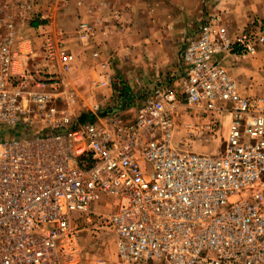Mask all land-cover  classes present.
Wrapping results in <instances>:
<instances>
[{
  "label": "built area",
  "instance_id": "2783aa9c",
  "mask_svg": "<svg viewBox=\"0 0 264 264\" xmlns=\"http://www.w3.org/2000/svg\"><path fill=\"white\" fill-rule=\"evenodd\" d=\"M262 47L264 17L230 38L211 14L184 38L177 81L81 122L67 77L76 55L64 38L44 45L45 58L61 64L50 73L17 71L32 45L8 37L0 44V264H85L77 220L90 213L111 228L123 264H264V99L241 94L218 59ZM111 80L104 71L101 84ZM223 127L219 152L194 150ZM104 198L112 209L96 213Z\"/></svg>",
  "mask_w": 264,
  "mask_h": 264
},
{
  "label": "crops",
  "instance_id": "0c3cea01",
  "mask_svg": "<svg viewBox=\"0 0 264 264\" xmlns=\"http://www.w3.org/2000/svg\"><path fill=\"white\" fill-rule=\"evenodd\" d=\"M203 1L32 0L25 4L23 0H0V44L8 37H13L14 42L21 39L30 42L32 53L23 54L15 62L19 72L31 69L60 73L59 60L46 59L43 48L51 38H64L66 49L76 55L67 77L75 93L85 100L86 94L81 91L84 92L83 87L88 86L89 76H94L93 79L100 75L103 77L106 71L111 74V86L116 84L113 82L117 72L130 79V83L138 84L172 68L178 58H166L167 45L189 29L192 32L190 25H200ZM217 1L225 9L221 19L231 38L236 29L253 22L252 8L258 10L259 5V0H208L209 7L212 8ZM82 23L89 25L88 32H80ZM27 44L24 43V49L28 48ZM218 59L237 81L241 94L264 99V47L254 55L221 53ZM104 62L107 63L106 70L103 69ZM180 62L179 55V67L172 73L168 72L172 74L168 83L177 81L182 75ZM100 71L102 74L99 75ZM163 83L167 82L163 80ZM90 88L102 89L92 85ZM107 88L106 91L110 90ZM128 90L131 93L129 99L144 91L133 93ZM106 94L109 95V91ZM199 144L194 145V149ZM113 262L121 263L118 258Z\"/></svg>",
  "mask_w": 264,
  "mask_h": 264
},
{
  "label": "rangeland",
  "instance_id": "374dc122",
  "mask_svg": "<svg viewBox=\"0 0 264 264\" xmlns=\"http://www.w3.org/2000/svg\"><path fill=\"white\" fill-rule=\"evenodd\" d=\"M258 10L253 7L252 8V19L256 20L259 17H264V0H259V5H258ZM225 12V9L221 7L220 3L217 1V3L214 4L212 8L209 7L208 0L206 2L203 1V6H202V15L200 22L201 23L203 20H205L208 16L211 14H218L220 17H222L223 13ZM253 20V21H254ZM197 23L193 24V26L190 28H197L198 26H195ZM222 24L226 27V24ZM244 28V27H243ZM243 28H239L238 30L234 31V34L232 38H234L235 35H237ZM190 30V29H189ZM184 32L182 37L180 38H173L172 41L167 45V49L165 52L166 58L167 59H173L174 57L178 58L177 63L170 69H167L160 74H154L151 76L150 79H148L149 83L146 81H140L138 84H132L129 82L131 81L128 78H125L123 75L119 74L116 72V76H114L115 80L111 86L109 84H101V81L103 80V77H101L100 74H102V71H100L98 74L100 76H97L96 79H93L94 76H89L88 77V86L83 87L84 92L81 91V93L86 94L84 97L86 98H80V94H76V100L72 106V111L74 113L75 118L81 117L83 114H88V113H98L99 110L103 111L104 113H109L113 112L117 108L120 107V102L117 99V95H119L121 92V89L123 88V85L125 84L127 88H129L133 93H137L135 91H143L147 90L149 87H151L154 83H157L159 80L163 81L165 80L167 83L170 82L172 79V72L176 71L179 67V52L181 53V47L184 41L185 35H187L190 31ZM230 37V35H229ZM231 38V37H230ZM181 63V62H180ZM170 72V73H168ZM96 77V76H95ZM148 83V86H147ZM95 86L98 88L102 89H91L90 86ZM109 88V95L106 94V88ZM90 88V89H89ZM107 88V89H108ZM114 91V92H113ZM114 93V94H113ZM82 99V100H81ZM133 102V100H130ZM60 106L61 103H58ZM134 106L129 109V118H131L134 114ZM91 116L89 118H82L81 122H87L90 121ZM187 122V119L184 120ZM184 121L182 124H180V132L179 135H183L185 132L184 127ZM32 128V125L26 124L25 127H23V130H30ZM226 135V128H221L220 132L218 135H216V138L211 139L210 143L211 144H205V143H200L195 147V151L197 152H219L222 148V141L224 139V136ZM9 136V134L4 135V139H6ZM19 135H16V137ZM178 144V141H176ZM180 148H183V144H178L177 145ZM110 201L112 199H107L104 198L100 203H97L95 205L96 208L94 210L96 213H107L112 209V205L110 204ZM78 220L77 224L78 226L82 229L81 231V240H82V247H83V258L85 260V264L88 263H97L99 260H104L108 264H114L113 262L115 258H118L117 256V246L115 242V236L111 230V228L102 223L103 221L101 220V216L95 213H90L86 215H78ZM119 259V258H118ZM123 264V263H120ZM155 264V263H154ZM160 264V263H158Z\"/></svg>",
  "mask_w": 264,
  "mask_h": 264
},
{
  "label": "trees",
  "instance_id": "16d2710c",
  "mask_svg": "<svg viewBox=\"0 0 264 264\" xmlns=\"http://www.w3.org/2000/svg\"><path fill=\"white\" fill-rule=\"evenodd\" d=\"M120 96H119V102L120 103H124L129 99V94H131L128 90V88L124 85L123 88L120 91ZM101 113H104L103 111H101ZM89 116H91V119H89L90 121L94 119V114L93 113H88V114H83L81 115V117H79V120L82 121V118H89Z\"/></svg>",
  "mask_w": 264,
  "mask_h": 264
}]
</instances>
